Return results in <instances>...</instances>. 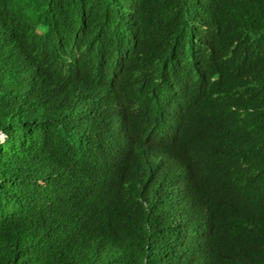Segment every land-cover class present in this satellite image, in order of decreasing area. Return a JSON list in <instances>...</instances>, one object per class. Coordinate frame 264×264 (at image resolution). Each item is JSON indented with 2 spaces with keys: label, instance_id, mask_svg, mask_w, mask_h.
<instances>
[{
  "label": "trees",
  "instance_id": "obj_1",
  "mask_svg": "<svg viewBox=\"0 0 264 264\" xmlns=\"http://www.w3.org/2000/svg\"><path fill=\"white\" fill-rule=\"evenodd\" d=\"M263 47L264 0H0V264H264Z\"/></svg>",
  "mask_w": 264,
  "mask_h": 264
},
{
  "label": "clouds",
  "instance_id": "obj_2",
  "mask_svg": "<svg viewBox=\"0 0 264 264\" xmlns=\"http://www.w3.org/2000/svg\"><path fill=\"white\" fill-rule=\"evenodd\" d=\"M262 56H259V59H264V47L260 49L259 51ZM177 113L175 115H171L168 117V119L164 120V122L156 129L157 134H164L169 135L172 130H177L180 126V123L183 121L182 112L178 109H174Z\"/></svg>",
  "mask_w": 264,
  "mask_h": 264
}]
</instances>
